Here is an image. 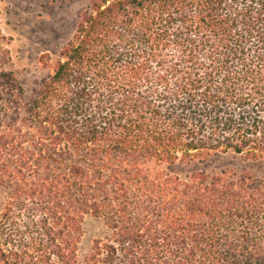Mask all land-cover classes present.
<instances>
[{
	"label": "trees",
	"instance_id": "1",
	"mask_svg": "<svg viewBox=\"0 0 264 264\" xmlns=\"http://www.w3.org/2000/svg\"><path fill=\"white\" fill-rule=\"evenodd\" d=\"M40 64L0 73V264H264V175L167 169L264 161V0H90Z\"/></svg>",
	"mask_w": 264,
	"mask_h": 264
},
{
	"label": "rangeland",
	"instance_id": "2",
	"mask_svg": "<svg viewBox=\"0 0 264 264\" xmlns=\"http://www.w3.org/2000/svg\"><path fill=\"white\" fill-rule=\"evenodd\" d=\"M90 0H0V73L13 71L26 92L44 79L40 58L55 56L71 40L81 13ZM184 177L196 170L213 172L251 170L264 175V161L247 162L239 155L227 154L206 162L167 167ZM102 235V224L88 219L85 224L83 254L94 239Z\"/></svg>",
	"mask_w": 264,
	"mask_h": 264
}]
</instances>
